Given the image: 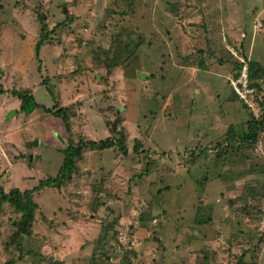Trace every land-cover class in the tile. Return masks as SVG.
<instances>
[{"label":"rangeland","instance_id":"rangeland-1","mask_svg":"<svg viewBox=\"0 0 264 264\" xmlns=\"http://www.w3.org/2000/svg\"><path fill=\"white\" fill-rule=\"evenodd\" d=\"M259 4L264 0H0L2 87L35 84L37 21L39 35L58 49L47 71L63 88L57 104L68 110L72 140L113 137L128 152L85 150L73 178L32 194L37 208L27 234L18 232L24 214L1 203L0 264H264V111L245 106L230 84L264 32L248 23ZM257 45L253 60L264 58ZM262 72L250 81L260 111ZM20 127L0 115L2 147L11 142L36 154L31 168L11 164L31 161L17 149L7 153L11 163L0 154L6 194L13 184L24 193L56 177L59 148H67L62 134L65 144L55 149L50 136L39 140L43 122ZM209 187L219 188L212 203Z\"/></svg>","mask_w":264,"mask_h":264},{"label":"crops","instance_id":"crops-1","mask_svg":"<svg viewBox=\"0 0 264 264\" xmlns=\"http://www.w3.org/2000/svg\"><path fill=\"white\" fill-rule=\"evenodd\" d=\"M258 7H259V10L258 11H254V12H252V21L250 22H248V23H251L250 25L251 26H253V27H255V22L256 23H259V25H261V27H262V29H264V5L263 4H259L258 5ZM241 14H244V12H241L240 13V11L238 12V11H235V14H234V18H237L238 20H240V22H246V19H245V17L243 16V15H241ZM33 23H34V25H35V28H36V30H34V36H32V40H33V42L31 43V46L33 47V50H34V58H35V60H36V62H37V75H38V77H36V81H35V84L33 85H31V86H29V87H18V88H13L11 91H8V90H6V89H4V87H2V84L0 83V85H1V87H2V90L4 91V94H2V95H0V115H1V120H3L4 122H9V121H12L13 119H19L20 120V123H21V127H20V130L18 131V132H20L21 130H22V128L23 127H26V126H31V125H35V123H37V122H43L44 124H45V126H46V132L44 133V132H42L41 130H39V133H40V139L39 140H41L43 143L45 142V141H48L49 140V138L51 137V139L52 140H54V143H53V145H54V149L55 148H58L60 145L59 144H61V146H64V144H65V142H64V138L63 137H61V134H62V136L63 135H65V136H67V138H68V140H69V134L67 133V131H66V128H65V126H64V123L62 122V120L60 119V118H58L57 116L55 117V116H53L52 114H50V113H46L44 110H43V108L44 109H49V110H51V109H53V107H55V105L56 106H58V109L57 110H60V109H62L63 107L61 106V105H58L57 104V102H59V100L62 98V95H61V91H62V89L60 90V87L59 86H57L56 85V83H54L53 81V78L52 77H50L48 74V68H49V66H52V67H54L55 65H52L51 64V61H54V59H53V56H56V54H58V49L57 48H55V46H53L52 44H51V42H49V40H47V41H45V42H43V44H42V46L40 47V51H39V53H38V56H36V53H35V48H36V44L40 41V35H39V30H40V28L38 27V24L36 23V22H34L33 20H31ZM4 21H2L1 20V25H0V30L3 28V23ZM253 22H254V25H253ZM11 24V23H10ZM26 29V28H25ZM20 30H24L23 28H20ZM41 30H43L42 28H41ZM257 37H259V39L257 40V42L256 43H252V44H248L249 45V48H248V53L250 54V56H249V61L250 62H255V63H257V64H259L260 65V67H264L263 66V64L262 63H260V61L262 62H264V58H260V59H258V60H253L252 59V56L255 54V47H256V45L259 47V46H261V44H263L264 45V32L260 35V36H257ZM49 49V50H48ZM235 49V48H234ZM48 50V51H47ZM235 50H238V49H235ZM243 58V57H242ZM246 57H244L243 59L244 60H246L247 62H248V60L247 59H245ZM220 72H223V74H219V73H217L216 75L220 78V77H222L223 75H224V71L223 70H219ZM227 72V71H226ZM210 73V72H209ZM209 73H207L206 75H208ZM212 74H213V72H212ZM205 75V76H206ZM48 78V79H47ZM0 79H5V74L3 73V71L2 70H0ZM49 79L51 80V82H48L49 81ZM207 81H209L208 79H207ZM198 85V84H197ZM202 85H207V82H202V83H200L199 84V86L202 88ZM53 86H55L56 87V95L54 94V91H53ZM65 86H69V84L68 83H66L65 84ZM64 86V87H65ZM195 86H196V84H195ZM13 90H15V91H23V92H27V93H29L30 95H32L33 97H34V99H35V101H36V103L38 104V108L37 109H35V110H33L29 115H26V114H23L21 111H20V109H21V101L20 100H18L17 98H14V97H12L11 96V92L13 91ZM196 96H198L199 97V94L198 95H196ZM197 97V98H198ZM10 99V100H9ZM39 99H41V100H43V101H46V99L49 101V105H45V104H41L40 102H39ZM64 107H66V106H64ZM10 111H14L15 112V116H13V117H11V118H9V119H7L6 117H7V115H8V113L10 112ZM40 113L42 114V115H40ZM57 133L58 135L56 136V137H54V133ZM198 135H199V133H197ZM4 134L2 133V131L0 130V151H4V152H2V153H0L4 158H6L7 159V161L9 162V163H11L10 161H9V159H8V155H7V153H8V151H15L16 149H17V147L16 146H14V145H12L11 144V142H9V144L8 145H11V147H9L8 149H5V148H3L2 147V145H1V143H2V140H3V136ZM50 136V137H49ZM25 139H23L21 142H26V141H24ZM26 143H28V142H26ZM67 143H68V141H67ZM10 149V150H9ZM64 149H61V148H59V151H58V153L61 155V165H60V168H61V166H62V163H63V155H62V151H63ZM107 150H110V149H107ZM29 151H31V149L29 150ZM16 152H18L17 153V155H21V154H23V153H20V151H18V149H17V151H15V153ZM89 152V151H88ZM91 152H89V154H90ZM85 154H86V151H84L83 152V154H82V157L83 158H85ZM31 155V156H30ZM32 155H36V154H33L32 152L30 153V154H28V155H26V154H23V158L25 157V158H28V159H30L31 161L29 162V164H27L26 165V163L25 162H23V161H20L21 159H20V157H19V162H12L11 164H14L15 166H17V165H20V164H22V166L23 167H25V168H31L32 166H33V159H32ZM28 156V157H27ZM42 158V157H41ZM84 160V159H83ZM83 160H81V161H78V163L79 162H82ZM78 163H76V169H75V172H77L78 171V168H77V164ZM7 164V163H6ZM88 164V163H87ZM8 165V164H7ZM110 164H108V166H109ZM12 166V165H11ZM8 167H9V165H8ZM8 167H6V168H8ZM193 167V166H192ZM6 168H4V169H6ZM60 168H59V171H60ZM93 170H96V174H98L99 175V173L98 172H100V173H102L103 171H101L100 169V167L99 166H97V167H94V168H92ZM98 170V171H97ZM148 170V169H147ZM191 170L193 171V168H191ZM10 173H11V171H10V169L8 170ZM177 172L180 174V176L179 177H176V178H178V179H180L181 180V178H182V174H185L184 172L182 173V171L180 170V169H178L177 170ZM59 173V172H58ZM57 173V174H58ZM186 175H189V173H186ZM58 176V175H57ZM56 176V177H57ZM201 176V175H200ZM72 178L74 177L73 175L71 176ZM43 178H45V179H43ZM42 179H40L37 183L39 184L41 181H44V180H47V179H49V178H55V177H43ZM87 178V177H86ZM71 179V178H70ZM69 179V180H70ZM88 179V178H87ZM202 179H205V177H203ZM21 180L22 181H25V180H30V178H28V177H25V175L24 176H22L21 177ZM199 180V179H198ZM6 182H7V179H6ZM67 182V181H66ZM207 182V181H206ZM13 184V183H12ZM37 184V185H38ZM0 187H2L4 190H5V188H4V186L2 185V183H0ZM13 187L14 188H12L10 191H12V190H23V189H20L19 187H15L14 186V184H13ZM36 187V186H35ZM34 188V187H33ZM32 188V189H33ZM216 189H219V188H216V187H209L208 188V196H209V199H208V203L209 202H211L212 203V200H211V193L212 192H214ZM175 192H179L178 190L177 191H175ZM218 193H220V191H218ZM189 198L188 197H186V198H184V201H187ZM205 208V207H204ZM192 214L193 215H195V213L194 212H192ZM187 215V218L188 219H193V216L190 214V213H187L186 214ZM211 240L209 239V242H210Z\"/></svg>","mask_w":264,"mask_h":264},{"label":"trees","instance_id":"trees-1","mask_svg":"<svg viewBox=\"0 0 264 264\" xmlns=\"http://www.w3.org/2000/svg\"><path fill=\"white\" fill-rule=\"evenodd\" d=\"M47 41V36L40 35V41L36 44L35 53L36 56H38V53L40 51V47L42 46L43 42ZM248 66V72L250 80L255 81L254 78L256 75L260 74L263 75L262 67H260L259 64L255 62H247ZM237 69L241 68V65L236 66ZM239 71L234 74L233 77L237 78L239 76ZM251 88H258V85L255 83L251 84ZM4 94V91L2 90V87L0 85V95ZM11 96L14 98H17L21 101V109L20 111L23 114L29 115L33 110L38 108V104L36 103L34 97L30 95L27 92L23 91H15L13 90L11 92ZM235 97H237L234 94ZM238 98V97H237ZM57 106L53 107V109H44L43 110L46 113H50L53 116H57L62 120L64 123V126L66 128L67 133L69 134V140L67 143V148L62 151L63 155V163L60 168V171L58 173V176L55 178H49L47 180L41 181L36 187H34L30 191H25L24 193H21L19 190H12L9 194H6L2 188L0 187V205L1 203H9L15 206V208L23 213V221L20 223V228L18 232L20 234H27L29 233L28 227L31 225V220L33 218V213L36 210V205L32 201V194L38 193L43 189L46 188H60V186L63 184V182L68 181L73 173H75L76 169V163L77 161L83 160L82 154L85 150L90 151H96V150H107L111 149L114 146H119L120 152L124 155H126L127 148L124 147L123 141L114 139L113 137H108L105 140H100L98 142L95 141H79L75 144V142L71 138V131H70V125L68 120L67 109H60L56 110ZM264 118V114L261 116ZM260 121H263V119H260ZM262 124V122H261ZM134 151H137L135 148ZM6 264V263H5ZM7 264H13V263H7Z\"/></svg>","mask_w":264,"mask_h":264},{"label":"built area","instance_id":"built-area-1","mask_svg":"<svg viewBox=\"0 0 264 264\" xmlns=\"http://www.w3.org/2000/svg\"><path fill=\"white\" fill-rule=\"evenodd\" d=\"M243 61L245 60L243 58H240L239 62L241 68L240 71L238 69L239 76L237 78L233 77L230 82L233 93L238 97L240 101L243 102L245 106L249 107L253 111L257 110V112H262L264 111V109L260 111V107L256 106L255 104V97L257 96L256 93L257 90L251 88L252 83H250L251 80L249 77L247 62H243ZM249 102H251L253 105H251ZM257 112L254 114L256 117H258Z\"/></svg>","mask_w":264,"mask_h":264},{"label":"water","instance_id":"water-1","mask_svg":"<svg viewBox=\"0 0 264 264\" xmlns=\"http://www.w3.org/2000/svg\"><path fill=\"white\" fill-rule=\"evenodd\" d=\"M139 78L141 79V80H143L144 79V77L140 74L139 75ZM13 116H15V112L14 111H10L9 113H8V115H7V119H9V118H11V117H13Z\"/></svg>","mask_w":264,"mask_h":264}]
</instances>
